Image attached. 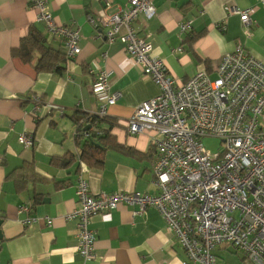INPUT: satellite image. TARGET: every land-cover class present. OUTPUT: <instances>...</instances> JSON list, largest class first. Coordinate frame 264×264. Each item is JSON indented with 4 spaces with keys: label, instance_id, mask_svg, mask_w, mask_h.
<instances>
[{
    "label": "crops",
    "instance_id": "obj_1",
    "mask_svg": "<svg viewBox=\"0 0 264 264\" xmlns=\"http://www.w3.org/2000/svg\"><path fill=\"white\" fill-rule=\"evenodd\" d=\"M104 0H47L54 22L79 29L80 51L68 56L63 41L52 35L27 0H0V264H83L77 253L76 220L66 215L77 207L75 184L88 182L93 195L117 191L156 194L152 163L156 156L154 131L130 134L126 120L144 100L156 96L158 86L142 72L122 43L97 35L87 16L104 7ZM107 13L123 8L126 0H108ZM156 13L134 22V29L150 41L151 55L162 59L168 74L181 84L198 70L211 77L222 57L240 45L264 62V7L261 0H152ZM226 6L251 8L254 25L247 33L237 14ZM191 21L181 33L179 23ZM223 23V24H222ZM224 26V29L221 26ZM29 27L40 32L46 45L65 53L61 71H36L33 62L13 54ZM176 48L181 51L175 52ZM100 71L110 73L111 92L120 96L106 109L107 129L114 145L104 152L101 165L76 158L82 137H75L73 112L89 114L97 105L91 87ZM33 98L42 107L33 111ZM48 104V106H44ZM47 107V108H46ZM264 131V115L260 118ZM84 128L81 129V131ZM32 135L34 144L23 147L17 137ZM74 155V160L51 163V157ZM33 174L22 177L19 173ZM29 205V211L18 208ZM27 217L45 222L23 224ZM90 227L95 235V256L87 264H187V255L167 229L158 210L119 203L97 213ZM228 251L219 244L215 251ZM216 255V254H215ZM216 255V264L225 262Z\"/></svg>",
    "mask_w": 264,
    "mask_h": 264
},
{
    "label": "built area",
    "instance_id": "obj_2",
    "mask_svg": "<svg viewBox=\"0 0 264 264\" xmlns=\"http://www.w3.org/2000/svg\"><path fill=\"white\" fill-rule=\"evenodd\" d=\"M27 1L37 11V20L63 41L67 55L78 54L79 29L57 25L47 0ZM103 4L87 16L88 23L107 42L122 43L143 74L159 88L158 94L142 101L125 122L130 134L145 130L156 134L152 175L158 191L93 195L88 182L78 178L77 207L65 218L76 220V250L82 263L95 256L91 218L125 203L138 206L140 212L155 207L186 253L187 264H216L214 249L219 244L232 246L250 264H264V131L260 129L264 62L238 45L215 66L214 77L198 70L176 84L162 59L151 55L150 41L133 26L139 16L149 20L155 15L152 0H126L123 8L110 14L106 12L110 2L104 0ZM261 4L264 7V0ZM225 11L237 14L247 33L254 25L251 8L226 6ZM179 30L189 32L191 21H181ZM109 76V72L100 71L91 87L97 105L87 115L94 118L90 129L97 134L101 133L99 120L107 117V107L120 96L109 90ZM33 102L34 112L42 107L38 98ZM80 135L87 136V132L75 131V137ZM205 136L220 139L222 149L208 152L201 142ZM17 141L26 148L34 144L32 135L26 132ZM29 208L20 206L18 212ZM43 221L51 225L47 217H27L23 224Z\"/></svg>",
    "mask_w": 264,
    "mask_h": 264
},
{
    "label": "trees",
    "instance_id": "obj_3",
    "mask_svg": "<svg viewBox=\"0 0 264 264\" xmlns=\"http://www.w3.org/2000/svg\"><path fill=\"white\" fill-rule=\"evenodd\" d=\"M65 53L46 45L44 36L33 27H29L27 34L21 39L19 47L13 50V54L17 55L23 61L33 62L34 69L39 72L61 71V65L65 61ZM72 118L76 122L77 131H81L82 128L89 125V128L82 130L87 132V136H79L83 140L76 158L92 165H101L104 160L105 149L114 145L109 130H101L100 134L92 131L90 125L92 124L91 119L94 118H90L87 114H78L75 111L72 114ZM105 120H107L106 117L99 121ZM74 158L75 156L71 154L54 156L51 157V163L56 164L59 162L60 164L62 162L64 165H67ZM23 172L25 173H19V176H17V183H20L22 177L27 178L33 176L31 173Z\"/></svg>",
    "mask_w": 264,
    "mask_h": 264
},
{
    "label": "rangeland",
    "instance_id": "obj_4",
    "mask_svg": "<svg viewBox=\"0 0 264 264\" xmlns=\"http://www.w3.org/2000/svg\"><path fill=\"white\" fill-rule=\"evenodd\" d=\"M201 142L204 146V148L210 152V153H215L217 151H220L222 149V144L220 142V139L216 137H210V136H205L201 138ZM228 251H215V254L219 255V260L220 261H225V262H242L240 261L241 258H243V254L236 251L232 246L227 245Z\"/></svg>",
    "mask_w": 264,
    "mask_h": 264
},
{
    "label": "water",
    "instance_id": "obj_5",
    "mask_svg": "<svg viewBox=\"0 0 264 264\" xmlns=\"http://www.w3.org/2000/svg\"><path fill=\"white\" fill-rule=\"evenodd\" d=\"M89 128V125H87L84 129Z\"/></svg>",
    "mask_w": 264,
    "mask_h": 264
}]
</instances>
